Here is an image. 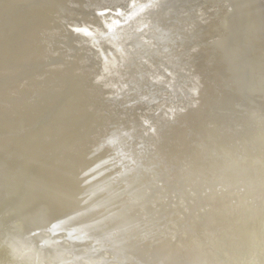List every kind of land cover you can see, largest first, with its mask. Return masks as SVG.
<instances>
[{
	"label": "bare ground",
	"instance_id": "6f19581e",
	"mask_svg": "<svg viewBox=\"0 0 264 264\" xmlns=\"http://www.w3.org/2000/svg\"><path fill=\"white\" fill-rule=\"evenodd\" d=\"M263 71L264 0H0V264H264Z\"/></svg>",
	"mask_w": 264,
	"mask_h": 264
},
{
	"label": "rangeland",
	"instance_id": "374dc122",
	"mask_svg": "<svg viewBox=\"0 0 264 264\" xmlns=\"http://www.w3.org/2000/svg\"><path fill=\"white\" fill-rule=\"evenodd\" d=\"M10 13L11 12H8L7 14H6V17H8L9 15H10ZM238 14V13H237ZM231 42V41H230ZM225 46L227 47V43L225 44ZM230 47V46H229ZM249 66V65H248ZM247 68H249L248 69V73H249V71L251 70L250 69V67H247ZM247 68H246V70H247ZM248 73H246L247 75H248ZM263 74H264V71H263ZM238 75H240V74H238ZM238 75H236L237 76V78L235 77L234 79H235V81H239V79L238 78H240V80H241V78H242V80L241 81H243L244 79H247V80H249L250 81V76L248 75V76H246V75H243V77L242 76H238ZM246 76V77H245ZM247 77H249V78H247ZM255 77V76H254ZM253 77V78H254ZM259 78H260V76H259ZM255 79V78H254ZM241 81H239L238 83H241ZM261 81L263 82V80L261 79ZM261 81H257V82H261ZM262 82H261V85H262ZM260 84V83H259ZM236 85H240V84H236ZM252 89H254L253 91H250L249 90V92H247L248 93V95H249V93L251 94V95H253V94H258L257 92H258V89L257 90H255L256 88H252ZM251 89V90H252ZM257 91V92H256ZM252 92H253V94H252ZM246 95L245 97L246 98H248L249 96H251V95ZM248 96V97H247ZM42 119H39V121L38 122H40ZM36 123V122H32L33 124H37V125H39V123ZM4 154H8V157L6 156V158H7V160H2V158H0V161L2 162V163H0V175H1V173H2V170H4L5 168H4V166H6V164L8 163V165L9 166H11V167H14V169H15V166L17 165V168H23V165H20L19 164V154L20 153H18V154H14V153H11V152H8V153H4ZM11 154H14V155H16L15 156V161L13 160V159H11L10 158V156H11ZM0 155H2V156H4L3 154H0ZM17 158V159H16ZM10 161V162H9ZM12 161V162H11ZM17 162V163H16ZM13 164V165H12ZM16 164V165H15ZM5 171H6V169H5ZM10 171H11V169H10ZM14 172V171H13ZM11 181V179L8 181V182H10ZM5 182H6V180L4 179V180H1L0 179V198L2 199H0V229H2L3 228V226L4 225H7V226H4V228L2 229V231L5 229V230H7L8 229V227H9V229L11 228H14V226L16 225V222L18 221L19 222V216H17L19 213H20V209L19 210H17V211H15L18 207H20V205H21V201L19 200V199H22L21 197L23 196V192H24V190H22L21 189V187L20 186H17V185H14L13 186V182H12V184H11V187H10V185H8L7 184V182H6V184H7V186H5ZM4 184V185H3ZM172 184V183H171ZM3 185V186H2ZM173 186H174V184H172ZM8 187H9V190H8ZM13 187V188H12ZM15 187V188H14ZM14 189H17V190H14ZM10 190H12L13 192H11ZM3 191H5L4 192V194H3ZM25 191H27V190H25ZM11 192V193H10ZM50 194V191L45 195V196H47V195H49ZM22 195V196H21ZM140 195H142V194H140ZM18 200V201H17ZM2 205V206H1ZM13 205H15V209H13ZM54 210V209H53ZM8 211V212H7ZM59 210L57 209V211L55 210V213H59L58 212ZM17 212H18V214H17ZM51 213H53V212H51ZM51 213L49 212V213H44V212H42V213H37L36 214V216L38 217V215H39V218H36V217H34L35 219L34 220H36V221H40V222H42L43 220H49L48 222L50 223V225L52 226V223H57V218L56 217H52V216H50L51 215ZM41 215V216H40ZM43 216V217H42ZM21 217V216H20ZM41 217V218H40ZM44 217H45V219H44ZM59 217V216H58ZM189 217V216H188ZM27 218V217H26ZM32 217H30L29 219H27V220H25L24 221V223L25 224H29L30 223V219H31ZM1 219L2 220H4V222H5V224H3L2 225V223H3V221H1ZM17 219V220H16ZM51 221V222H50ZM20 223H21V221H20ZM24 223L22 222L21 224L22 225H24ZM191 223V222H190ZM6 227V228H5ZM26 227V226H25ZM40 227V226H39ZM43 227V226H42ZM35 228H38V226L37 227H35ZM1 230H0V232H2ZM33 232V231H32ZM3 234H4V231H3ZM0 235H2L1 233H0ZM85 243H86V241H85ZM82 244H84V243H82Z\"/></svg>",
	"mask_w": 264,
	"mask_h": 264
}]
</instances>
